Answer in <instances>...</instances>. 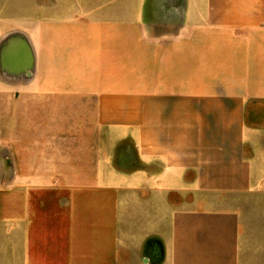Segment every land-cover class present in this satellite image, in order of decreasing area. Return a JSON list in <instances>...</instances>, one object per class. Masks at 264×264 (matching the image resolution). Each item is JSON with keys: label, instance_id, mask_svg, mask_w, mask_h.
<instances>
[{"label": "crops", "instance_id": "0c3cea01", "mask_svg": "<svg viewBox=\"0 0 264 264\" xmlns=\"http://www.w3.org/2000/svg\"><path fill=\"white\" fill-rule=\"evenodd\" d=\"M11 7L0 264H264V0Z\"/></svg>", "mask_w": 264, "mask_h": 264}, {"label": "rangeland", "instance_id": "374dc122", "mask_svg": "<svg viewBox=\"0 0 264 264\" xmlns=\"http://www.w3.org/2000/svg\"><path fill=\"white\" fill-rule=\"evenodd\" d=\"M52 1L55 4V8H54L55 18L61 16V14H64V12L62 11L63 8L56 7L57 4L58 6H61L63 4L69 6V8L66 7L63 9L65 12H67L66 14H69V12L70 13L72 12L71 14H76V11H77L76 2L78 0H18V3L21 6V10H22L21 14L23 16H26V15L30 16V15H37V14L38 16H41L42 14L41 11H43L44 5L46 4V2L51 3ZM40 6H43V7H40ZM14 13H15L14 8L12 7L0 9V16H13L15 15ZM89 106L90 105H72V104L70 105L69 108H70L71 113L69 114L70 120L68 122L70 124V128H74V129H70L71 131H90L93 129V124L90 123L89 119H83L81 116L82 110L83 109L87 110L86 108H88ZM13 111H14V104L9 103V101H7L6 103L4 102L0 103V131H14V120H13L14 112ZM86 115L88 116V114ZM64 126H66L65 120H64ZM102 131H107V130L103 129ZM104 137L105 136H103V141H102L103 145L104 143H106V141L104 140ZM119 153L121 154L120 151ZM7 176H12V173L7 174ZM9 218L10 216H2V220L5 222L6 226L11 225L13 222L12 220L8 221ZM10 243L6 241V250L10 249V245L12 244ZM7 264H12L10 259H8Z\"/></svg>", "mask_w": 264, "mask_h": 264}]
</instances>
